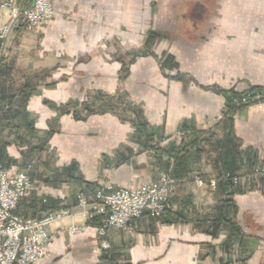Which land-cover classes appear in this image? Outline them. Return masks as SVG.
<instances>
[{
  "label": "crops",
  "instance_id": "1",
  "mask_svg": "<svg viewBox=\"0 0 264 264\" xmlns=\"http://www.w3.org/2000/svg\"><path fill=\"white\" fill-rule=\"evenodd\" d=\"M52 3L48 25L22 22L0 42V66H11L2 71L5 96L30 83L0 118L1 165L33 180L18 211H73L52 224L35 264H264V181L240 186L230 207L193 182L243 172L245 154L264 162V103L223 122L226 92L264 83V0ZM128 105L153 129V143ZM154 145L179 150L157 155ZM162 171L179 182L172 210L144 216L135 234L110 229L103 260L77 193L157 183ZM71 225L82 229L71 234Z\"/></svg>",
  "mask_w": 264,
  "mask_h": 264
},
{
  "label": "built area",
  "instance_id": "2",
  "mask_svg": "<svg viewBox=\"0 0 264 264\" xmlns=\"http://www.w3.org/2000/svg\"><path fill=\"white\" fill-rule=\"evenodd\" d=\"M8 10V14H4ZM52 0H0V40L24 22L29 29L48 25L55 17ZM261 92L247 94L241 103L251 106L264 103V83ZM235 187L255 184L264 179V162L254 166L245 164L241 173L227 174ZM217 177L196 175L194 184L211 192L218 190ZM177 179L168 171H162L157 183H143L132 188L106 185L97 188L93 197L84 191L77 193V209L86 213L89 220L99 216L102 225L97 228L99 246L109 251L107 238L110 229H122L128 233L138 232V220L144 216L160 219L172 210V195L178 187ZM33 185L27 170L14 173L0 166V264H35L48 253L53 223L72 216L69 208H60L40 218L27 217L16 211ZM230 191V190H229ZM228 191V192H229ZM81 226L71 225L68 231L75 234Z\"/></svg>",
  "mask_w": 264,
  "mask_h": 264
},
{
  "label": "trees",
  "instance_id": "3",
  "mask_svg": "<svg viewBox=\"0 0 264 264\" xmlns=\"http://www.w3.org/2000/svg\"><path fill=\"white\" fill-rule=\"evenodd\" d=\"M167 64H168V62L165 61L164 65L166 66ZM10 67L11 66H6V65L0 66V118L1 119L4 115H6L11 110L10 109L11 101L8 99L11 97H14L16 95L19 97H22V94L24 95L25 92L27 91L28 87L30 86V83L28 84L27 82L26 83H20V85L17 87V90L12 94V96H9V98H8V96H5V90L3 91L5 84L1 82L2 71L4 69H6V68L8 69ZM16 85H17V83H16ZM255 92H261V86H255V87H253V88H251L245 92H237L235 90H230V91L226 92L225 93L226 103H225V109L223 111V122L225 124H228V125L232 124L235 115L248 107V105L241 103L242 97L247 95V94H251V93H255ZM84 111L87 112L90 110L85 108ZM127 111L129 112V114L131 116H133V121L138 125L139 129L143 133H145V135H147L146 141L148 143H153L154 140L152 138H154V136H155L153 129L148 124L140 121V118L138 117L137 112L132 108V106L128 105ZM73 113H76V112H73ZM193 133L195 135L199 134V132H197V131H194ZM148 138H151V139H148ZM197 141H198V139H196L194 142L190 143L189 145H196ZM153 148H154V151L156 152L157 155H170V153L172 151L175 152L176 150H179V148L177 149L176 147H175V149L173 148V149L166 150L164 148H160L158 145L157 146L154 145ZM180 152H182L181 149H180ZM245 159H246L245 164H248L249 166H254V165L260 163V161H258V159L256 157H254L252 154H249V155L245 154ZM0 166H2L1 163H0ZM2 167L5 168L4 166H2ZM227 174L234 175L236 173L231 172V171H224L221 174L215 176V177H217V179H219L218 190L216 192H218L221 196H224L225 205L230 207L229 205L233 202L231 197H233V195H235L236 193H238L241 190H240V186H237V187L233 186L229 179H227V180L223 179ZM201 176L206 177L204 175H201ZM262 181H264V179H262ZM16 213L21 214V213H19L18 209H17ZM221 220L223 221V223H225V222L229 223L230 222L229 219L224 218V215H222ZM90 222H92L96 226L102 225V221H101V218L99 216L91 219ZM234 225L235 224L231 225V227H233ZM233 231H235L234 228H233ZM108 252L109 251H104L103 260L108 258Z\"/></svg>",
  "mask_w": 264,
  "mask_h": 264
},
{
  "label": "rangeland",
  "instance_id": "4",
  "mask_svg": "<svg viewBox=\"0 0 264 264\" xmlns=\"http://www.w3.org/2000/svg\"><path fill=\"white\" fill-rule=\"evenodd\" d=\"M8 13H9L8 10H4V14H5V15L8 14ZM9 37H10V35H9ZM9 37H8V38H9ZM8 38H7V40H8ZM7 40H5V41H7ZM5 41H4V43H5ZM0 42L3 43L1 40H0ZM3 46H4V45H3ZM3 54H4V53H3V51L1 50L0 58L3 56ZM32 181H33V180H32ZM98 227H99V226H98Z\"/></svg>",
  "mask_w": 264,
  "mask_h": 264
}]
</instances>
